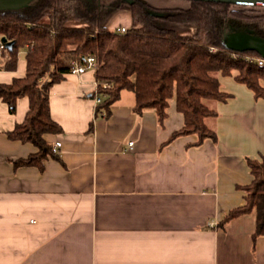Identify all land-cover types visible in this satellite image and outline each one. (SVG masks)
Returning a JSON list of instances; mask_svg holds the SVG:
<instances>
[{
	"label": "crops",
	"instance_id": "1",
	"mask_svg": "<svg viewBox=\"0 0 264 264\" xmlns=\"http://www.w3.org/2000/svg\"><path fill=\"white\" fill-rule=\"evenodd\" d=\"M25 69L23 48L0 83ZM237 73L219 74L216 140L199 145L194 134L171 138L183 126L174 97L159 120L154 108L136 112L124 89L102 117L95 70L63 73L48 89L62 131L44 134L61 146L41 167L12 163L37 151L7 136L28 98L14 113L0 99V264H264L254 207L221 223L245 203L248 160L264 158V96Z\"/></svg>",
	"mask_w": 264,
	"mask_h": 264
},
{
	"label": "trees",
	"instance_id": "2",
	"mask_svg": "<svg viewBox=\"0 0 264 264\" xmlns=\"http://www.w3.org/2000/svg\"><path fill=\"white\" fill-rule=\"evenodd\" d=\"M186 6L156 8L142 0L124 1L131 24L125 32L107 27L110 14L121 8L109 0H32L17 10H0V67L13 70L18 52L25 49L24 76L0 83V99L10 113L19 97L28 98L23 120L7 133L9 139L33 144L37 151L12 161L14 167L42 166V160L55 156L47 133H59L61 126L49 111V86L69 72L72 60L95 58L96 95L101 97L95 114H109L110 105L121 90L134 94L133 109L141 112L154 108L159 120L166 114L168 100L175 98L176 109L183 115V126L171 138L194 134L199 145L216 140V131L208 121L217 112L210 103L225 100L219 89V74L238 73L235 79L264 96V65L247 61L246 54L226 48L225 33L252 28L264 36V12L258 6L210 1H187ZM156 13V14H155ZM46 74L49 80L39 84ZM107 84L102 87L101 83ZM253 181L244 189L245 203L232 208L224 219L256 209L255 236L264 234V158L248 160Z\"/></svg>",
	"mask_w": 264,
	"mask_h": 264
},
{
	"label": "water",
	"instance_id": "3",
	"mask_svg": "<svg viewBox=\"0 0 264 264\" xmlns=\"http://www.w3.org/2000/svg\"><path fill=\"white\" fill-rule=\"evenodd\" d=\"M31 1L32 0H0V10L21 9L23 7L28 6ZM127 1L131 2L133 0H127ZM195 1H210V2L230 3V4L248 5V6H264V0H195ZM1 41L5 42L7 47H10L12 44L11 41H6L4 37L1 38ZM223 42L225 47L231 50H235L239 52L253 50L264 58V36L257 34L255 30L252 28L246 27L244 29H233L224 34Z\"/></svg>",
	"mask_w": 264,
	"mask_h": 264
},
{
	"label": "built area",
	"instance_id": "4",
	"mask_svg": "<svg viewBox=\"0 0 264 264\" xmlns=\"http://www.w3.org/2000/svg\"><path fill=\"white\" fill-rule=\"evenodd\" d=\"M115 30L119 31V32H125L126 31V26L125 25H120L117 27H114ZM3 47L2 42L0 41V48ZM245 60L247 61H255L257 63L258 66H263L264 65V58L261 56H255V55H250V54H246L244 56ZM96 68V61L95 58L91 55H87L84 56L82 61L78 60V59H74L72 60V65L71 68L69 70L68 73H72V74H78V73H83L84 71H86L87 69H95ZM98 85V83H97ZM102 87H106L107 84L102 82L101 83ZM101 101V97L100 96H95V102L98 104ZM99 114L104 117L105 116V111L101 110L99 112ZM129 145L132 146L133 142L130 141ZM61 146V141L60 140H56L51 147V151L53 153H56L59 149V147Z\"/></svg>",
	"mask_w": 264,
	"mask_h": 264
},
{
	"label": "rangeland",
	"instance_id": "5",
	"mask_svg": "<svg viewBox=\"0 0 264 264\" xmlns=\"http://www.w3.org/2000/svg\"><path fill=\"white\" fill-rule=\"evenodd\" d=\"M110 1V0H109ZM146 3L153 5L156 8H173L178 6H186L187 3L179 0H144ZM111 2V1H110ZM259 12H264V6H258L256 8ZM125 25L126 27L131 24L130 12L126 8V5H121V9L118 11H113L106 21L107 27L114 28L120 25ZM49 80V75L46 74L42 77L38 83L42 84L44 81ZM263 81V80H261Z\"/></svg>",
	"mask_w": 264,
	"mask_h": 264
},
{
	"label": "flooded vegetation",
	"instance_id": "6",
	"mask_svg": "<svg viewBox=\"0 0 264 264\" xmlns=\"http://www.w3.org/2000/svg\"><path fill=\"white\" fill-rule=\"evenodd\" d=\"M110 1H117L119 4L122 5V4L124 3V1H126V0H110ZM120 9H121V8H120ZM118 10H119V9H118ZM118 10H117V11H118Z\"/></svg>",
	"mask_w": 264,
	"mask_h": 264
}]
</instances>
